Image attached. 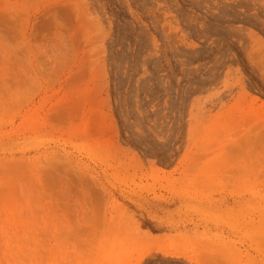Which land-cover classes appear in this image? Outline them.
Here are the masks:
<instances>
[{"label": "rangeland", "instance_id": "obj_1", "mask_svg": "<svg viewBox=\"0 0 264 264\" xmlns=\"http://www.w3.org/2000/svg\"><path fill=\"white\" fill-rule=\"evenodd\" d=\"M0 264H264V0H0Z\"/></svg>", "mask_w": 264, "mask_h": 264}]
</instances>
